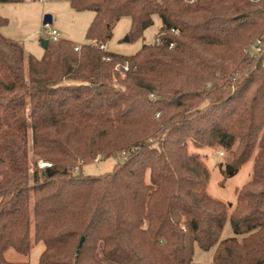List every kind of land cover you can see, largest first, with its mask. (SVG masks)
<instances>
[{
	"label": "trees",
	"instance_id": "obj_1",
	"mask_svg": "<svg viewBox=\"0 0 264 264\" xmlns=\"http://www.w3.org/2000/svg\"><path fill=\"white\" fill-rule=\"evenodd\" d=\"M66 1L94 13L87 42L43 36L27 67L0 14V264L38 244L34 264H264V0ZM153 15V43L104 48L121 17L133 40ZM205 148L252 161L233 206L207 190ZM29 152L48 165L30 171Z\"/></svg>",
	"mask_w": 264,
	"mask_h": 264
},
{
	"label": "rangeland",
	"instance_id": "obj_2",
	"mask_svg": "<svg viewBox=\"0 0 264 264\" xmlns=\"http://www.w3.org/2000/svg\"><path fill=\"white\" fill-rule=\"evenodd\" d=\"M0 14L7 18V24L1 28V33L19 42L25 51V67L29 54L37 58L42 56L41 41L47 32L43 27V17L51 15L52 22L49 29L58 31L60 38L71 40L76 44L86 43L85 30L90 23L93 12L89 10L75 11L66 0H23L18 3L4 2L0 4ZM161 27V20L158 15H153V24L147 27L142 36L133 40H125L128 37L130 18L125 16L117 20L112 28V35L106 43V48L123 56H130L136 53L143 44H150L155 41V36ZM27 70V69H25ZM30 149V148H29ZM192 150V148H191ZM30 151V150H29ZM223 155H220V152ZM199 152L204 155V160L210 172L207 186L208 192L213 196L227 203L234 205L236 190L250 178L252 161H248L237 170L231 169L232 173L226 171L230 165L229 155L222 148L202 149ZM123 155L108 158H96L93 162L84 164L81 171L87 175H98L111 170L113 165L122 160ZM39 167L46 166L47 162L36 161V157L29 152V168L32 171L34 164ZM227 173V175H226ZM230 207V209L232 208ZM232 235V230L227 221L221 237ZM40 245L32 247L30 264L36 262V255L40 251ZM13 259V257H10ZM194 258L200 262H209L212 258L211 251H202L195 248Z\"/></svg>",
	"mask_w": 264,
	"mask_h": 264
},
{
	"label": "built area",
	"instance_id": "obj_3",
	"mask_svg": "<svg viewBox=\"0 0 264 264\" xmlns=\"http://www.w3.org/2000/svg\"><path fill=\"white\" fill-rule=\"evenodd\" d=\"M182 1H185V2H189V3H191V2H193V1H195V0H182ZM49 25H50V24H43V27L47 29V32H46L45 34L47 35V37H48L50 40H52V41H56L57 39L60 38V37L58 36V31L55 30V29H49ZM245 51H246V53L249 54V56H251V57H255V56L257 55V53L260 51V40L257 39V40L255 41V43H253L252 45H250L249 47H247V48L245 49ZM107 59H108V58H107ZM117 67H118V66H117ZM117 67H116V68H117ZM126 69H127V67L125 66V67H124V70H126ZM220 155H223V152H222V151L220 152ZM45 165H48V163L45 164Z\"/></svg>",
	"mask_w": 264,
	"mask_h": 264
},
{
	"label": "water",
	"instance_id": "obj_4",
	"mask_svg": "<svg viewBox=\"0 0 264 264\" xmlns=\"http://www.w3.org/2000/svg\"><path fill=\"white\" fill-rule=\"evenodd\" d=\"M51 22H52V17H51V15H49V14L44 15L43 20H42V23H43V24H50ZM125 40L127 41V40H128V37H126ZM46 44H47V40H46V39H42V41H41V46H42V48H44V47L46 46ZM231 169H232V166H230V165H228V166L226 167V171H227L228 173L231 172ZM82 241H83V238L80 239V241H79V243H78V247H80Z\"/></svg>",
	"mask_w": 264,
	"mask_h": 264
},
{
	"label": "crops",
	"instance_id": "obj_5",
	"mask_svg": "<svg viewBox=\"0 0 264 264\" xmlns=\"http://www.w3.org/2000/svg\"><path fill=\"white\" fill-rule=\"evenodd\" d=\"M93 16H94V13H93ZM93 16H92V18H93ZM92 20V19H91ZM106 50H107V48H106V45H105V47H104ZM24 49V48H23ZM24 53H25V51H24ZM42 54H43V49H42ZM30 55V54H29ZM34 56V55H33ZM28 56H26V58H27ZM37 58V57H36Z\"/></svg>",
	"mask_w": 264,
	"mask_h": 264
}]
</instances>
